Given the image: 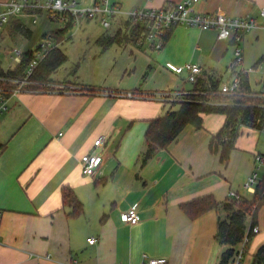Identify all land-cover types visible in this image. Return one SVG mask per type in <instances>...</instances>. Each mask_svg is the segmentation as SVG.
Returning a JSON list of instances; mask_svg holds the SVG:
<instances>
[{"label":"crops","instance_id":"obj_1","mask_svg":"<svg viewBox=\"0 0 264 264\" xmlns=\"http://www.w3.org/2000/svg\"><path fill=\"white\" fill-rule=\"evenodd\" d=\"M68 1L80 8L96 3ZM184 1L109 0L123 14L104 28L115 27L116 32L128 21L127 13L135 9H161ZM263 8L264 0H200L195 11L258 19ZM85 22L100 23L85 20L74 30H82ZM114 34L106 32L98 40ZM261 40L264 29L250 32L242 48ZM114 45L121 49L119 55L129 50L134 56L125 69L129 80L138 74L139 60L142 67L156 64L155 72L161 77H176L172 79L176 88L168 98L172 106L150 101L143 92H158L154 90L160 84L144 88L139 78L137 83L118 86L126 87L120 91L138 93L136 99L113 95L109 85L106 89L64 80L75 86L67 91L24 90L8 100L9 110L0 118V264H145L151 259H166V264L219 263L224 247L215 237L219 220L227 217L223 205L231 191L251 197L243 183L256 170V156H264L262 131L243 127L229 162L223 164L219 154L210 152V142L226 118L204 115L202 129L188 125L176 142L159 151L145 167H141V155L150 122L178 110L181 103L173 96L187 95L194 88L186 75L168 71L166 64H196L202 74L227 83L235 74L228 65L234 59L236 42L220 40L214 30L178 26L155 60L151 59L155 50L147 56L135 43ZM114 68H108L109 75ZM97 70L101 73L104 67L97 66ZM103 137L102 167L96 176L86 177L81 159ZM65 187L83 203V215H70L72 207L63 203ZM207 196H213L220 206L197 219L182 210L183 205ZM132 207L141 218L135 226L121 219ZM253 223L259 233L253 235L242 264H253L264 247V205L248 217L246 234ZM90 239L96 242L90 244ZM239 248L240 244L236 251Z\"/></svg>","mask_w":264,"mask_h":264},{"label":"trees","instance_id":"obj_2","mask_svg":"<svg viewBox=\"0 0 264 264\" xmlns=\"http://www.w3.org/2000/svg\"><path fill=\"white\" fill-rule=\"evenodd\" d=\"M100 1L96 0L97 3ZM130 24V21H125V31L126 28H129L126 33L124 31L125 34L119 31L114 36H104L98 40V44L103 50L109 49L114 44H137L139 40L145 37L146 27L138 23L130 28ZM10 25L13 28L12 32L23 34L26 37L32 35V32L23 25L20 18L12 19ZM70 28L69 25L67 28L58 29L43 36L45 39L51 35L58 43V47L48 53L45 60L30 77L31 84L23 89L32 92L46 90L45 88L51 83L52 76L67 63L68 56L60 47L70 39ZM174 29L175 27H172L166 32L163 39L164 45L173 34ZM33 59L34 51H29L23 55L20 64L9 70H5L0 61V103L10 100L15 95L19 88V81L25 79L26 71ZM235 75L241 79L238 95L219 94L222 85L221 80L201 74L193 90L187 95L188 98L181 102V107L178 110L169 111L166 116L152 120L145 135L146 147L141 155V167H145L159 151L167 149L176 142L188 125L202 129L204 115L217 114L226 118L223 128L212 137L210 142V152L219 154L223 164L229 162L243 127L262 130L264 126V94L252 90L249 76ZM62 197L64 205L73 209L70 215L75 217L83 215V203L72 189L63 188ZM263 205L264 179L261 180L255 194L250 198H244L239 202L228 201L223 205L227 217L219 220L215 237L216 241L224 247L218 264H232L236 255V247L246 236L248 217H254ZM219 206L220 203L213 196H207L183 205L182 210L191 219H197ZM253 226L254 223L249 234L252 233ZM253 264H264V247L254 257Z\"/></svg>","mask_w":264,"mask_h":264},{"label":"built area","instance_id":"obj_3","mask_svg":"<svg viewBox=\"0 0 264 264\" xmlns=\"http://www.w3.org/2000/svg\"><path fill=\"white\" fill-rule=\"evenodd\" d=\"M200 0H185L182 3L167 5L161 9H135L127 13V20L134 25L141 23L146 27V35L138 41L137 45L144 47L149 44L151 50L161 51L164 47L163 39L166 32L172 27L186 26L189 28H198L202 31L214 30L218 33V38L222 41H235V60L232 64V70L244 63V50L242 42L244 37L258 29H264V8L260 12L258 19L256 18H232L218 13H199L195 11V6ZM45 13L53 21H59L64 25V28L69 27L70 31L80 26L82 21L91 20L98 21L105 28H110L114 20L122 15V11L118 6L110 4L109 0H101L89 8H80L75 2L68 0H8L5 3H0V34L9 27L10 22L14 18H21L23 15H29L34 18V23L38 22L39 15ZM133 25V26H134ZM58 43L48 35L44 41L34 50V59L31 61L22 80L24 86L31 84L30 77L35 70L45 60L48 53L57 48ZM24 53L11 50L7 53L6 58L13 61L15 64L22 62ZM166 69L176 75H186L187 80L195 85L198 77L202 74V68L196 64H186L184 66H175L166 64ZM249 72L241 71L239 74L249 76ZM241 88V79L235 75L229 82L223 83L220 87L219 94L226 96L238 95ZM20 91L16 90L15 94ZM172 93L164 95V99L172 97ZM264 94V93H262ZM119 96L125 98L139 97L138 93L125 92ZM9 110L8 101L0 103V118ZM264 134V126L262 128ZM105 138L98 139L93 147V150L83 156L81 159L82 174L86 177L96 176L103 164V157L99 153V149L104 147ZM1 154V151H0ZM255 172L244 183V191L252 196L255 194L260 181V171L264 166V156L257 155L255 158ZM245 197L237 192L231 191L228 195V200L241 201ZM121 219L124 223L135 226L141 221L138 210L134 207L122 213ZM2 224V212L0 211V228ZM259 229L255 227L252 233L246 234L244 240L240 243V248L236 251V255L232 264H242L246 248L251 242L252 234H258ZM1 242V234H0ZM96 241L90 239L89 243L94 244ZM49 258V257H48ZM40 259V258H39ZM166 259H151L145 264H166ZM40 264V263H32Z\"/></svg>","mask_w":264,"mask_h":264},{"label":"rangeland","instance_id":"obj_4","mask_svg":"<svg viewBox=\"0 0 264 264\" xmlns=\"http://www.w3.org/2000/svg\"><path fill=\"white\" fill-rule=\"evenodd\" d=\"M20 20L23 25L26 26V28L32 31V35L30 37H26L23 34L12 32V25L5 28L1 32L0 61L5 70H9L10 68L14 69L17 66V64H15L13 61L6 58L7 53H9L11 50H17L24 54L29 51H34L44 41V35L51 34L58 29L64 28V25L61 22L51 20L45 13L39 15L38 22L36 24L34 23V18L29 15L21 16ZM133 25L134 24L131 23L130 28H133ZM125 27L126 25L124 22L122 23V27L115 32V27L108 30L105 29L100 23L85 22L83 23L82 30H71L69 32L70 37H72L71 40H67L60 47L61 50L68 56V61L52 76L51 83H49L45 89L55 91L70 90L71 86H75V84L67 81L63 82L64 80H70L73 82L77 81L78 83L89 84L91 87L104 86L106 89L109 87L105 86L109 85L113 87L111 93L115 95L125 92L120 91L123 90V88H126L124 85L118 87L121 83H137L136 79L139 78V86H143L144 88H148L147 86L150 84H160L159 89H153L154 91L158 92H143L145 95L151 98L150 101H160L167 104L171 103L170 99H164L163 97L164 95L171 93L173 89L176 88V83L172 80L173 78H176L175 76L170 74L166 77H161L159 76V72H155L156 64H153L152 68H149L147 65L142 67V61L139 60L136 62V66L139 67L138 74L136 76L133 75L129 80V76L125 73V69L128 68V64L134 60V56L131 55L129 50L127 53H121L119 55L118 53L121 51V49H119L117 46L114 45L112 49L110 48L105 51L97 43L98 38L106 32L109 34H116L119 31L124 33ZM128 29L126 28L125 33ZM139 48L138 50L142 53L145 54V51H147L149 54L146 55H150L149 50L151 51V49L148 43H146L144 47ZM243 50L244 63L232 70L231 67L235 60L234 55L233 61L228 66H230L231 72H235V74L240 73L241 71L249 72L252 70V72L249 74L252 90L255 92L264 93V40H261L259 43H246ZM156 53H158V51L152 53L151 59H156ZM113 65L115 66L114 71L111 75H109L108 68L113 67ZM97 66L104 67V70L100 73V71L97 70ZM129 72L131 73V71ZM123 78H125L124 81L122 80ZM19 83L18 91L22 92L25 90L23 88H27V86L23 85L22 80H20ZM168 83L174 84L173 87L172 85L168 87ZM187 95H174L173 98L178 99L181 103L185 101L186 98H188ZM128 99H136V97ZM170 106H172V103ZM262 148L264 149V140L262 142ZM263 172L264 171H261L259 173L260 178L262 177ZM242 193L244 194L243 191Z\"/></svg>","mask_w":264,"mask_h":264}]
</instances>
